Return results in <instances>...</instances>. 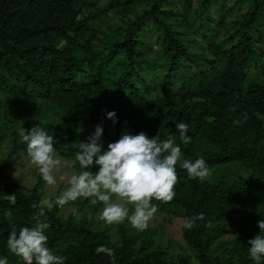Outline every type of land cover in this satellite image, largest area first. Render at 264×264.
Wrapping results in <instances>:
<instances>
[{
  "label": "trees",
  "instance_id": "trees-1",
  "mask_svg": "<svg viewBox=\"0 0 264 264\" xmlns=\"http://www.w3.org/2000/svg\"><path fill=\"white\" fill-rule=\"evenodd\" d=\"M179 121L189 125L190 144ZM21 123L43 126L76 173L71 144L97 126L104 150L125 131L159 133L175 138L181 161L203 158L209 171L224 165L217 179L200 181L178 162L174 199L152 201L156 214L182 219L185 246H164V223L98 228L103 204L89 198L46 211L47 246L64 264H254L248 241L264 219V0H0V145H11L0 156V258L9 264H23L7 249L10 225L33 226L45 183L40 175L27 192L8 172L26 152ZM70 206L76 211L66 217ZM199 213L204 221L183 226ZM100 245L114 250L115 262L95 252Z\"/></svg>",
  "mask_w": 264,
  "mask_h": 264
},
{
  "label": "clouds",
  "instance_id": "clouds-1",
  "mask_svg": "<svg viewBox=\"0 0 264 264\" xmlns=\"http://www.w3.org/2000/svg\"><path fill=\"white\" fill-rule=\"evenodd\" d=\"M107 116L116 122L114 111L108 112ZM176 128L182 142L190 144L192 137L188 134L189 125L179 121ZM103 131L102 126H97L87 141L71 144L73 148H78L76 160L81 170L68 177H59L61 181L67 180L68 187L54 201L42 198L38 203L32 204V208L36 210L31 217L33 226L17 230L15 223L10 225L7 249L20 258L23 264H64L65 258L53 254L47 246L46 231L50 224L46 211H51L55 206L63 208L80 198H91V203L99 201L103 204L97 220L119 224L127 219L131 227L143 231L158 211V206L152 201L170 203L174 199L178 183V162L186 170L189 179L203 181L209 176V168L203 158L181 161V148L173 136L161 140L159 133L154 138H149L144 132L133 135L125 131L119 140L109 143L107 150H104L101 143ZM19 136L27 146L26 152L31 164L36 166L48 185L55 186V173L62 162L56 154L54 136L49 135L40 124L30 130L21 128ZM94 165L99 166L95 173L91 170ZM6 199L12 205L16 204L15 194L7 195ZM128 205L134 208L131 215ZM6 217L11 221V211L6 213ZM89 219H92L91 215ZM204 219L203 213L186 217L183 226L191 230L197 226L198 221L202 222ZM258 226L261 234L248 241V251L254 264H264V219L258 221ZM95 252L104 253L115 262L112 248L100 245ZM0 264H9L8 258H0Z\"/></svg>",
  "mask_w": 264,
  "mask_h": 264
},
{
  "label": "rangeland",
  "instance_id": "rangeland-1",
  "mask_svg": "<svg viewBox=\"0 0 264 264\" xmlns=\"http://www.w3.org/2000/svg\"><path fill=\"white\" fill-rule=\"evenodd\" d=\"M21 117H25V113L21 114ZM34 117V116H33ZM24 123H21L20 129L23 128ZM11 145L8 141H5L0 145V156L6 155L10 152ZM59 158V157H58ZM61 160V167L60 169L55 173L57 184L55 186H50L46 182L44 183V190H43V198H49L53 201L57 196L60 195L61 189L68 187L67 180L61 181L59 177L61 175H64L65 177H68L72 175L73 173H76V169L74 167V163L69 160H65L62 158H59ZM224 168V165L217 166L216 168H213L211 171H209V176L206 179H212L215 180L219 177L221 174L222 169ZM10 176L15 182H18L21 184V187L27 191L30 192L33 190L34 186L36 185L38 178L40 177V173L35 165L31 164L30 158L27 155V152L20 151L16 154L14 157L9 170H8ZM232 172V171H230ZM115 199V198H114ZM89 203H91V198H89ZM98 204V201L96 202ZM95 203V204H96ZM129 207V215L134 210L132 205H128ZM103 206L100 207L97 210V216L102 210ZM76 211L75 206H70L62 209L63 214L67 217L69 215H72ZM82 214V211H78L76 213V218H80ZM172 220V221H169ZM96 225L98 228H106L108 225L104 221H100L95 219ZM167 222V223H166ZM166 225V230L164 232V246L168 245V242L172 239L175 240L176 244L185 246V242L182 238V219L180 218H171L169 219L165 214H154L153 218L149 221L148 227H151L153 229H157L160 224ZM115 224L112 231H117V228L120 227V224ZM163 224V225H164ZM232 230V229H231ZM229 236H233V230L230 231L228 234ZM175 252H179V250H175Z\"/></svg>",
  "mask_w": 264,
  "mask_h": 264
}]
</instances>
